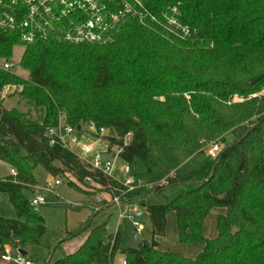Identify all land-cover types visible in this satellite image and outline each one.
<instances>
[{
	"label": "trees",
	"instance_id": "1",
	"mask_svg": "<svg viewBox=\"0 0 264 264\" xmlns=\"http://www.w3.org/2000/svg\"><path fill=\"white\" fill-rule=\"evenodd\" d=\"M146 8L156 21L129 18L105 43L49 38L23 45L18 33L0 30V58L12 59L14 46L23 45L19 65L28 72L23 77L0 66V92L21 86L28 108H6L0 97V159L15 171L0 177V193L16 212V218L0 216V256L7 245L38 243L44 236L45 220L29 205L39 167L53 176L71 173L80 182L90 176L112 194L125 190L62 143L51 144L47 131L63 120L108 127L122 161L143 164L153 181L162 178L153 148L171 144L196 153L224 142L197 187L168 198L166 190L182 183L176 172L166 185L122 196L144 207L152 241L121 248L119 231L109 234L92 210L64 238L86 233L80 246L42 262L113 264L120 252L129 264H264V0H146ZM165 13L189 33L171 30ZM229 133L235 139L226 143ZM218 207L226 211L217 219V236L209 238L203 224ZM172 212L179 242L203 246L195 257L158 248Z\"/></svg>",
	"mask_w": 264,
	"mask_h": 264
},
{
	"label": "built area",
	"instance_id": "2",
	"mask_svg": "<svg viewBox=\"0 0 264 264\" xmlns=\"http://www.w3.org/2000/svg\"><path fill=\"white\" fill-rule=\"evenodd\" d=\"M172 11H175V8H172ZM164 17L171 30L189 33L188 26L181 25L175 15L165 13ZM129 18H137L142 23L157 19L156 15L147 11L146 0H0V30L18 33L23 45L49 38L61 39L73 44L105 43L114 38L120 25ZM15 65L13 59L3 60L0 63L4 70L12 72H15ZM13 86H4L0 97L3 98L12 93ZM259 95V93L254 94V96ZM47 134L50 136L51 144L62 143L88 165L91 171L110 176L124 187L123 194H112L110 191H105L100 183L90 176H87L84 181L87 185L103 189L109 196V202L119 209V218L131 219L138 232L141 227L134 217L138 209L132 205L133 201L123 202L122 196L125 192L134 191L140 186L153 189L157 185H166L167 178L176 173L171 172L170 175L156 181L137 175L132 165L122 161L119 156L121 148L111 146L109 140L111 130L108 127L99 129L93 123H89L78 128L66 125L61 120L56 127L49 128ZM125 136L130 137V134ZM125 136L124 140L127 143L129 140H126ZM222 148V142L216 140L208 144L206 153L211 159L216 160ZM87 156H92L93 159L88 160ZM118 161L123 162L120 168L123 174L122 179L114 176ZM12 174L15 175V171H12ZM62 182L63 180L56 176H48L43 186H40V190L30 197L29 205L36 208L44 204L46 196L41 193V189L54 191L62 185ZM95 200L99 204L104 201L100 196H96ZM0 261H12L14 264H38L18 250L13 254L7 247L0 256ZM121 264L129 263L124 258Z\"/></svg>",
	"mask_w": 264,
	"mask_h": 264
},
{
	"label": "rangeland",
	"instance_id": "3",
	"mask_svg": "<svg viewBox=\"0 0 264 264\" xmlns=\"http://www.w3.org/2000/svg\"><path fill=\"white\" fill-rule=\"evenodd\" d=\"M13 50L12 59L16 63L15 73L23 77H28V72L19 65L20 59L24 53V46L16 45ZM2 61L3 59L0 58V63ZM21 88V86L14 85L12 87V93L6 97H1L6 108L17 106L21 110L28 109L18 93ZM226 137V143H231L235 139L233 133L227 134ZM125 138L128 140L129 136H125ZM152 155H154L160 165V175H162V177H166L170 175L171 172H174L175 170H171L173 166L179 170L178 174L182 183L166 190L165 194L168 198H171L179 192H185L197 187L200 181L206 179L214 163V160L208 156L206 150L194 154L188 149L179 148L171 144H165L161 148H153ZM87 157L88 160L93 159L92 156ZM122 165L123 162L118 161L114 170V176L121 179L123 178V174L120 171ZM132 168L137 175L147 179L143 164L137 163L133 165ZM9 171V164L0 159V177L6 176ZM36 173L39 175V181L34 187V193L40 190V186H43L45 180L51 175L49 173H44L40 167L36 170ZM56 177L63 180L62 185L54 191L41 189V193L46 196V202L36 207L37 213L45 220L46 231L44 236L38 243L23 244H29L26 247V251H28V257L30 259L40 264L43 260L51 262L54 261V259L63 257L65 253L73 252L78 248L80 238L87 234L83 233L82 236L80 235L79 237L64 240V238L67 237V231L78 227L81 222L88 218L92 210L97 213L95 218L98 222H107L106 230L109 234L119 231L121 248H137L143 240L148 242L152 241L153 235L151 232L152 226L150 217H148L146 210L141 206L140 202L133 201L132 203V205L136 206L138 209V211L134 213V217L141 227L138 232L131 219L128 217L123 219L119 218V209L109 202V196L103 189L87 185L79 180L77 181V179L68 172H62V174ZM32 194L29 196L31 197ZM96 196H100L102 201L104 200L102 204L96 202ZM139 212L140 214H137ZM224 212L225 208L223 207L213 208L210 211L208 214L209 216H207L204 221V233L206 235H213L209 236L211 238L217 235L215 223L219 214ZM1 215L8 218H16L15 209L13 205L10 204L7 194L4 192L0 193V216ZM167 216L166 233L156 239L158 241V248L170 252L174 251L184 256L189 254H191V256H196L199 254L203 246L201 244H181L178 239L177 221L174 212L169 213ZM62 240L64 241L59 247H56L53 251L49 250V246L58 244ZM6 247L10 246L7 245ZM11 252L15 254L14 250H11ZM123 259V254L118 252L114 255L113 264H121ZM0 264L14 263L12 261H0Z\"/></svg>",
	"mask_w": 264,
	"mask_h": 264
},
{
	"label": "crops",
	"instance_id": "4",
	"mask_svg": "<svg viewBox=\"0 0 264 264\" xmlns=\"http://www.w3.org/2000/svg\"><path fill=\"white\" fill-rule=\"evenodd\" d=\"M193 153V152H192ZM195 154V153H194ZM8 164V163H7ZM9 167H10V171H9V173L7 174V175H10V174H12V171H14L13 169H12V167L9 165ZM171 170H175V172H179V170L175 167V166H173L172 168H171ZM6 175V176H7ZM4 177V176H3ZM163 177H165V176H163ZM226 211V210H225ZM225 213V212H224ZM224 213H220V214H224ZM137 214H140V212L139 213H137ZM209 216V215H208ZM218 219V218H217ZM205 223V222H204ZM216 223H217V220H216ZM216 223H215V229H216ZM204 226H205V224H203V231H204ZM205 234V233H204ZM206 235V234H205ZM82 236V235H81ZM207 237H209V236H213V235H206ZM217 236V235H216ZM215 236V237H216ZM86 238V235H84V236H82L81 238H80V242H79V246H80V244L84 241V239ZM209 238H211V237H209ZM212 238H214V237H212ZM27 245H29V244H27ZM27 245H23V246H21V245H19L18 247L17 246H14V245H9L10 247H7L9 250H10V252H11V250H14V252L16 253V251L18 250V249H22V250H24L25 252H26V256L28 257V251H26V247H27ZM78 246V247H79ZM163 250V249H162ZM203 250V249H202ZM201 250V251H202ZM75 251V250H74ZM167 251V250H166ZM69 253V252H68ZM186 253V252H185ZM200 253V252H199ZM187 254V253H186ZM188 257L190 256V257H195L194 255L193 256H191V254H189V255H187ZM29 258V257H28ZM54 260H56V259H54ZM5 262H7V261H5ZM41 263H45V264H47L46 262H41Z\"/></svg>",
	"mask_w": 264,
	"mask_h": 264
},
{
	"label": "water",
	"instance_id": "5",
	"mask_svg": "<svg viewBox=\"0 0 264 264\" xmlns=\"http://www.w3.org/2000/svg\"><path fill=\"white\" fill-rule=\"evenodd\" d=\"M78 128H80V126H78ZM222 142H224V139H222ZM142 243H140V244H142ZM18 251L21 252L23 255L26 254V252L24 250H22V249H18Z\"/></svg>",
	"mask_w": 264,
	"mask_h": 264
}]
</instances>
